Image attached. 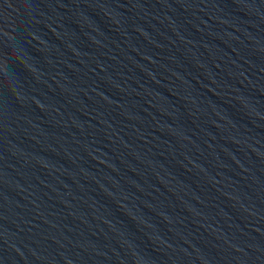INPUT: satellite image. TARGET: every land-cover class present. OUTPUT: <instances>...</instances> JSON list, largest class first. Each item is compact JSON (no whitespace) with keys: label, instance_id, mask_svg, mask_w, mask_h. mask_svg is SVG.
Listing matches in <instances>:
<instances>
[{"label":"water","instance_id":"water-1","mask_svg":"<svg viewBox=\"0 0 264 264\" xmlns=\"http://www.w3.org/2000/svg\"><path fill=\"white\" fill-rule=\"evenodd\" d=\"M0 264H264V0H0Z\"/></svg>","mask_w":264,"mask_h":264}]
</instances>
